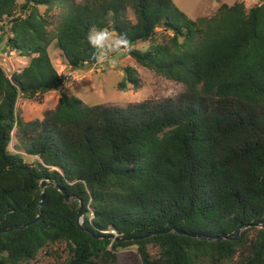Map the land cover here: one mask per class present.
Listing matches in <instances>:
<instances>
[{
  "label": "trees",
  "instance_id": "obj_1",
  "mask_svg": "<svg viewBox=\"0 0 264 264\" xmlns=\"http://www.w3.org/2000/svg\"><path fill=\"white\" fill-rule=\"evenodd\" d=\"M57 3L51 28L39 7ZM93 28L126 34L137 64L185 91L120 110L61 89L41 120L25 121L18 98L41 102L62 85L52 42L67 65L91 66ZM8 33L5 46L28 62L10 77L0 66V264L58 242L65 264H113L127 246L142 264H264V0L195 19L172 0H0V44ZM14 128L34 162L8 150ZM80 205L88 231L76 223Z\"/></svg>",
  "mask_w": 264,
  "mask_h": 264
},
{
  "label": "rangeland",
  "instance_id": "obj_2",
  "mask_svg": "<svg viewBox=\"0 0 264 264\" xmlns=\"http://www.w3.org/2000/svg\"><path fill=\"white\" fill-rule=\"evenodd\" d=\"M22 1L17 0V4L19 5ZM75 1L79 2L81 0ZM172 1L189 19H195L201 15H213L223 3L233 4L241 1L246 7H250L262 0ZM39 9L41 14L45 15L50 21L51 28L57 25L59 14L62 11L60 4H54L50 8L40 6ZM127 15L134 22L135 16L133 12L128 11ZM8 36L9 33L4 34L3 41L0 44V66L10 77L14 71H18L28 62V57L11 51L5 46ZM147 45L148 41L139 42L131 48L143 50ZM49 55L58 74L62 77V85L58 89L45 93L41 102L34 99L18 98L16 110L25 121L41 120L45 111L51 110L56 106L61 89H66L68 93L80 99L84 104L102 105L120 110H126L128 106L140 103L151 105L166 99H177L185 91L183 83L170 80L162 74L142 67L127 54L125 49H121L119 53L113 55V58L117 61L115 65L97 61L91 66L86 65L75 69L66 64L54 42L49 47ZM127 68L134 73L138 81L136 87L127 81ZM121 81L126 82L127 91H122L118 87ZM24 147L23 138L21 139L18 129L14 128L11 132L8 150L22 154L26 162L37 159L27 155ZM110 232L114 233L113 231ZM147 250L151 256L157 254V249L150 244L147 245ZM67 257L68 249L65 242H58L43 247L33 260L23 264H65ZM113 264H142V261L136 247L127 246L116 250V260ZM223 264L234 263L225 262Z\"/></svg>",
  "mask_w": 264,
  "mask_h": 264
},
{
  "label": "clouds",
  "instance_id": "obj_3",
  "mask_svg": "<svg viewBox=\"0 0 264 264\" xmlns=\"http://www.w3.org/2000/svg\"><path fill=\"white\" fill-rule=\"evenodd\" d=\"M87 44L96 51V59L115 65L113 55L121 49L129 48L126 34H114V30L106 28H93L86 36Z\"/></svg>",
  "mask_w": 264,
  "mask_h": 264
},
{
  "label": "water",
  "instance_id": "obj_4",
  "mask_svg": "<svg viewBox=\"0 0 264 264\" xmlns=\"http://www.w3.org/2000/svg\"><path fill=\"white\" fill-rule=\"evenodd\" d=\"M48 184L49 183H48V181L46 179H41L40 182H39V187L41 188V190H43ZM59 191L63 192V200L65 202H69L72 199V197H70L68 194L64 193V190L63 189L59 188ZM40 198L41 199H40V202H39V207L42 205L43 194H41V197ZM39 216H40V214H38L32 221H29L28 223L22 225L21 228H25L28 225L33 224L34 222H36L38 220ZM82 216H83L82 206L80 205V207L78 209V212H77L76 223L80 226V228L82 230H87L88 231V229H86L85 227L82 226V221H83ZM260 227L261 228H264V223H262L260 225ZM238 233H239V231L234 236L228 237V239H236L237 236H238ZM207 239L208 240H211L212 238L211 237H208ZM215 239L216 240H221V239H223V237H216Z\"/></svg>",
  "mask_w": 264,
  "mask_h": 264
},
{
  "label": "crops",
  "instance_id": "obj_5",
  "mask_svg": "<svg viewBox=\"0 0 264 264\" xmlns=\"http://www.w3.org/2000/svg\"><path fill=\"white\" fill-rule=\"evenodd\" d=\"M198 17V16H197Z\"/></svg>",
  "mask_w": 264,
  "mask_h": 264
}]
</instances>
